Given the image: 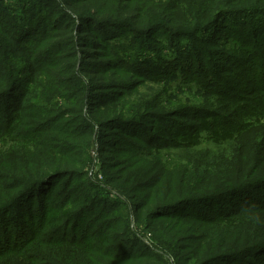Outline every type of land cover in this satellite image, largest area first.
<instances>
[{
  "label": "rangeland",
  "instance_id": "rangeland-1",
  "mask_svg": "<svg viewBox=\"0 0 264 264\" xmlns=\"http://www.w3.org/2000/svg\"><path fill=\"white\" fill-rule=\"evenodd\" d=\"M14 22L30 49L16 52ZM0 42V87L29 89L16 131L6 110L17 112L20 89L0 102V245L6 233L36 235L0 264H101L125 251L157 264H264V0H2ZM212 119L236 138H169ZM37 133L31 147L16 142ZM46 162L60 174L10 209ZM25 216L48 226L27 231ZM62 228L103 253L48 242Z\"/></svg>",
  "mask_w": 264,
  "mask_h": 264
},
{
  "label": "trees",
  "instance_id": "trees-1",
  "mask_svg": "<svg viewBox=\"0 0 264 264\" xmlns=\"http://www.w3.org/2000/svg\"><path fill=\"white\" fill-rule=\"evenodd\" d=\"M1 1L2 0H0V2ZM135 4L136 3L134 1L133 4H131V7H129V9L126 10L125 14L130 13V11L132 10V7L135 6ZM89 16L92 17L93 15L91 14ZM77 17H79V16H77ZM70 21L71 20L65 21V20L60 18L58 24L63 25L62 29L69 31L68 28L72 24V23L69 24ZM11 25L12 26H10L9 28H11V29L14 28V30L17 31V32L12 31L13 34H12L11 38L9 36V40H12L13 43L17 44V46H18V49H16V52L17 51H21V50L26 51V50L30 49L29 47H22L24 45H20L21 44V42H20L21 39L20 40L16 39V37L19 38L22 35L20 29H18V24L14 22ZM53 27L54 26L50 27V29H52ZM27 30L28 31H32L30 28H28ZM64 32L65 31H63V33ZM36 37H40V36H36ZM87 46H89V45H87ZM248 50H250V49H246L243 52V55H244L245 59L251 54V51H248ZM94 52L95 51L93 49L89 50L88 53L85 54V55H87V57H85V58H88ZM249 67H250V64H248L246 66V68H244V69H247V68L249 69ZM256 72H257L256 70L253 72V75H252L253 78H255ZM0 79L1 80H4V79L6 80L5 76H3V74L2 75L0 74ZM26 82L27 81L23 79L21 81V84L20 83L17 84V82L15 80H12L8 84L0 87V102H1L2 98H5L9 93L10 94L12 93L11 94V98H14L16 96L15 92H17V90H19V89L21 91V92L19 91V94L16 97L17 100L14 99V101H15L14 105L16 104L14 106V109H16L17 112L14 111L15 114H10L9 111L6 110V114H7V117L9 118V121L11 120L13 123L15 122V124H14L15 131L20 129V127L24 125V123H23L24 113H23L22 107L24 105L23 100H24V98H26L25 94L29 90L28 86H26ZM239 94H244V91H241ZM235 96H238V95H234V97ZM18 97H19V99H18ZM211 121L212 122H210L209 120H202L200 122V129L199 130L197 129V130L189 131L187 133H185L184 131H181V130L176 128V129L173 130L171 135H169V138L174 140L176 143L181 144L183 147L198 145L200 143L201 139H202L201 132H208L209 134H211V138L217 144H223V143L232 141V140H234L236 138L237 129H234V128H231V127L227 128L228 126H232L231 122H228V124L226 125L227 129H224V128L221 129V125H220L221 123L220 122H218L217 120H214V119H212ZM158 129H160V128H158ZM6 130L7 129H2L1 126H0V139L1 140L4 139V135H5L4 133H5ZM38 137L40 138V135L38 133L35 134L32 137H29V140H26V141H23L22 139L17 137V141L16 142H22L28 148V147H31L32 144H36V143L40 142ZM46 158H48V157H46ZM43 165H46V166L40 165L39 168L36 169L34 171V173H32L28 177V179H26L25 181H22V183L24 185L23 186H19L20 187V189H19L20 190L19 191L20 195H19V197L17 198V200L14 203L9 205L10 209L18 208V204H20L22 199L24 197H26L32 190L44 185L49 180H51L53 177H55L58 174H60V171H59L60 168L56 167V165L52 166L48 162L43 163ZM38 171H40V172H38ZM28 208L24 209V211L25 212L26 211L30 212V210ZM160 208H162V207H158L157 208V213L156 214H159V213H162V212L166 211V210L160 209ZM30 215H32V214H30ZM162 216H164V215H162ZM0 220L5 221L4 218H0ZM47 224L48 223L44 219H39V218H36L34 221L28 223V218L25 216V217H23L22 221H20V223L17 224V226L21 225V226H24V227H28L27 231L28 230L40 231V229L44 230L48 226ZM64 226H66L67 228L74 229V230H77L79 228V227L75 226V224H73L71 222L66 223V224L64 223ZM71 229H69V230H71ZM64 231H65V233H63ZM65 235H67L66 229L62 228L61 231H58V233H55L53 235V237H55V239H50L48 242L57 241V242H69V243H75L76 244V243H78V240L79 241L82 240L84 242L86 241V243L88 244V247L90 248L89 249L90 254L103 253L100 250V247H99V245H101L100 241L90 240V237H87L88 236L87 233H85L84 236L79 237V236L75 235L74 232H73V234L70 236L69 239H67L65 237ZM35 237H36V235H34V232L33 233L32 232H27L26 233V237H24L23 239L17 238L14 242H12L11 241L12 237L9 236L6 233V235H4L5 243L0 245V254L3 253V252H5V253L17 252L18 251L17 249L25 248L26 245L29 246V244L31 242H33V240L36 239ZM85 237H87V238H85ZM12 243H14V244H12ZM4 244H6V245L4 247H2ZM95 244L97 246L96 249H95V247H93V245H95ZM133 252L134 251L130 250V254L133 253ZM130 256L131 255H129V252L125 251L121 256L120 255L119 256L114 255L113 257L107 256V258H105L103 260H102V258H100V263L101 264H129L127 262L133 260V264H157V262L159 261V259H157L156 256L149 255V254H147L146 252H143V251L142 252H138L137 254H132L134 259L132 257H130Z\"/></svg>",
  "mask_w": 264,
  "mask_h": 264
}]
</instances>
